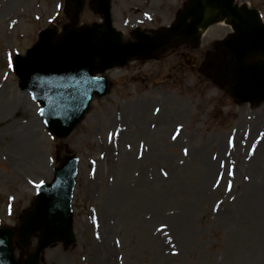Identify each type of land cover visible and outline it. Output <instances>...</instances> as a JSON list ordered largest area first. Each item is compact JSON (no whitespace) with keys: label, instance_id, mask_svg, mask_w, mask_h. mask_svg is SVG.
Listing matches in <instances>:
<instances>
[{"label":"rangeland","instance_id":"374dc122","mask_svg":"<svg viewBox=\"0 0 264 264\" xmlns=\"http://www.w3.org/2000/svg\"><path fill=\"white\" fill-rule=\"evenodd\" d=\"M84 1L77 29L101 23L93 1ZM186 1L112 0V22L125 42L137 27L171 25ZM65 4L0 0V96L12 103L0 119V228L17 227L36 186L74 154L76 241L47 248L39 264H264V102L234 100L219 73L201 71L215 56L225 65L220 45L231 29L214 24L194 49L184 42L104 72L108 93L58 140L18 88L12 64L47 26H69ZM244 4L264 23V0H235ZM29 121L39 123L30 156L18 136Z\"/></svg>","mask_w":264,"mask_h":264},{"label":"water","instance_id":"95a60500","mask_svg":"<svg viewBox=\"0 0 264 264\" xmlns=\"http://www.w3.org/2000/svg\"><path fill=\"white\" fill-rule=\"evenodd\" d=\"M65 13L70 16L69 27L57 35L48 27L39 33V40L25 57L16 56L15 70L21 90L29 91L34 101L42 103L41 116L46 128L63 138L83 118L91 97H103L107 79L94 77L115 66L123 67L136 56L146 58L172 41L187 39L198 45L201 31L214 23H224L235 31L223 48L230 60L221 73L223 83L229 82V92L242 102L264 101V25L256 11L244 4L233 6V0H190L186 11L168 29L157 36L135 33V42L121 43V33L112 29L110 0H96L95 12L104 17L101 27L74 29L83 0H66ZM259 60H252L254 56ZM250 59L249 64H245ZM214 60L207 63L212 67ZM40 110V112H41ZM77 159L72 156L54 170V181L43 185L35 198L33 209L24 214L15 231L0 230V264H38L39 254L49 245L63 242L68 247L74 241L71 197L74 191ZM14 232L18 243L28 248L34 233L39 234L37 246L24 260L13 257Z\"/></svg>","mask_w":264,"mask_h":264},{"label":"bare ground","instance_id":"6f19581e","mask_svg":"<svg viewBox=\"0 0 264 264\" xmlns=\"http://www.w3.org/2000/svg\"><path fill=\"white\" fill-rule=\"evenodd\" d=\"M3 96H0V119L1 118H7V113L10 109V104L11 101L9 102V100H3L2 99ZM17 103V102H16ZM20 106H23L24 104L21 103L20 101L18 102ZM38 121H29L28 124H25L24 126L20 127V131L18 136L20 137V148L19 150L21 151L22 154H27V155H31V149L34 148V143H35V139H36V135H35V130L38 127ZM16 154L12 153V156L9 155L10 159H13V157ZM18 155V154H17ZM16 162H19V165L21 163V159H16L14 158ZM259 198H256L255 201H257ZM254 201V202H255Z\"/></svg>","mask_w":264,"mask_h":264},{"label":"snow or ice","instance_id":"6c2138e0","mask_svg":"<svg viewBox=\"0 0 264 264\" xmlns=\"http://www.w3.org/2000/svg\"><path fill=\"white\" fill-rule=\"evenodd\" d=\"M9 67H11V63H9ZM157 111H159L158 109H157ZM40 114L42 115L43 114V112H42V110H41V112H40ZM176 137L174 136L173 137V139H175ZM188 153H187V149H185V155H187ZM229 174H231V173H229ZM164 175L165 176H167V173H164ZM245 179H248V177H245ZM218 183V182H217ZM40 185H37V187H39ZM228 188H229V191L231 190V185L229 184V186H228ZM156 231H162V228H158V229H156ZM117 243H119V242H117Z\"/></svg>","mask_w":264,"mask_h":264}]
</instances>
